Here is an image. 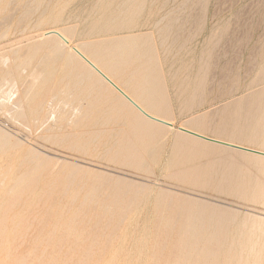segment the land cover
Returning <instances> with one entry per match:
<instances>
[{
    "label": "rangeland",
    "instance_id": "obj_1",
    "mask_svg": "<svg viewBox=\"0 0 264 264\" xmlns=\"http://www.w3.org/2000/svg\"><path fill=\"white\" fill-rule=\"evenodd\" d=\"M1 23L0 264H264V158L179 129L264 152V0H0ZM55 30L88 57L97 52L106 73L174 126L150 122L97 94L70 48L48 33ZM78 78L85 83L75 87ZM39 103L41 109L32 108ZM91 169L100 177L145 185L149 198L123 221L107 207L96 217V199L104 195L95 197L88 191L92 185L79 181ZM166 193L239 214L219 241L206 242L203 231H191L193 238L175 245L179 231L154 223L155 207L171 203L154 197ZM97 218H114L120 227L87 229ZM199 237V243L190 242Z\"/></svg>",
    "mask_w": 264,
    "mask_h": 264
},
{
    "label": "bare ground",
    "instance_id": "obj_2",
    "mask_svg": "<svg viewBox=\"0 0 264 264\" xmlns=\"http://www.w3.org/2000/svg\"><path fill=\"white\" fill-rule=\"evenodd\" d=\"M39 7V6H38ZM39 10V9H38ZM31 11V10H30ZM29 11V12H30ZM35 11H37V10H35ZM26 13V12H25ZM36 13V12H35ZM29 14V13H28ZM27 14H25V16H26ZM35 15V14H34ZM40 15H42V14H40ZM25 16H23V17H25ZM28 16V15H27ZM2 20V19H1ZM22 20H23V18H22ZM27 20V19H26ZM6 21V20H5ZM22 22V21H21ZM7 23V22H6ZM4 25V24H3ZM0 26H2V23H1V25ZM1 28V27H0ZM26 29V28H25ZM94 29V28H93ZM48 33H50V34H52L53 36H55V39L57 38L58 40H60V42H62V44L64 45V46H67L68 48H70V50H71V57L75 60V62H77L78 63V66L81 68V70L84 72V74L90 79H92L93 81H94V83L92 84V88L94 89V91L97 93V94H100V95H102L103 94V96H110L109 98L110 99H112V100H114L113 102H118L121 106H124V107H126L127 109H129V110H131L130 108H132L133 109V111L134 112H137L140 116H142V118H146L147 120H149L150 122H155V121H153V120H151V119H149L148 117H146L144 114H142V112H140V110H138L124 95H126L127 97H129L134 103H136V105H138L146 114H148L149 116H151V117H154V118H158V119H160V120H163V121H165V122H167V123H169L171 126H174V124L172 123V122H170V121H167V120H165V119H163V118H161V117H159L158 116V114H157V112H155L154 111V109H152V106L151 105H147V103H143V102H141V101H138V100H136L135 98H134V96H132L131 94H129L128 92H126L127 90H124L120 85H119V83H118V81H115L111 76H110V74H108V73H106L98 64H101V65H104L105 63H106V61L103 59V58H101L100 57V55L97 53V52H92L91 51V56H87L86 54H84V52L81 50V49H79L78 47H76V46H73V44H72V42L68 39V38H66L61 32H59V31H51V32H48ZM52 36V37H53ZM14 44V43H13ZM63 45H61V46H63ZM87 47V46H86ZM88 48V47H87ZM120 51V50H119ZM70 52V51H69ZM106 52V51H105ZM15 52H13V54H14ZM67 54H69V53H67ZM139 55V54H138ZM69 56V55H68ZM15 57V56H14ZM70 57V56H69ZM13 58V57H12ZM71 58V59H72ZM18 59V58H17ZM16 58H15V60H17ZM70 59V58H69ZM12 60V59H11ZM13 61V60H12ZM29 62V61H28ZM14 63V62H13ZM12 64V63H11ZM0 66H1V63H0ZM70 66V65H69ZM11 67V66H10ZM38 67V66H37ZM2 69H3V67H1ZM25 68V67H24ZM72 68V67H71ZM70 68V69H71ZM5 69V68H4ZM19 69V68H18ZM17 69V70H18ZM70 69H68V70H70ZM7 70V69H6ZM16 71V70H15ZM42 71V70H41ZM71 71V70H70ZM111 71V73L113 74V75H115V71L114 70H110ZM0 72H2V71H0ZM147 72V71H146ZM4 73V72H3ZM3 73H1V76H2V74ZM15 73V72H14ZM143 73V72H142ZM118 74V73H117ZM5 75V74H4ZM13 75V74H12ZM69 75H70V73H69ZM0 76V77H1ZM3 77V76H2ZM114 77V76H113ZM4 78V77H3ZM3 78H2V80H3ZM9 78H10V76H9ZM79 79V81H78V83H75L74 85H75V87H78V86H81V85H83L84 83H85V80L84 79H82V78H78ZM1 80V81H2ZM7 80V79H6ZM5 80V81H6ZM91 81V80H90ZM146 81V80H145ZM29 82V81H28ZM27 82V83H28ZM25 83V82H24ZM112 84H114L119 90H117ZM127 86H128V84H127ZM21 87V86H20ZM74 87V88H75ZM27 89V88H26ZM49 90H50V88H49ZM53 90V89H52ZM91 90V89H90ZM22 91V90H21ZM24 91V90H23ZM22 91V92H23ZM59 91V90H58ZM58 91H56V92H58ZM63 91V90H62ZM61 91V92H62ZM29 93V92H28ZM27 93V94H28ZM46 93V92H45ZM52 93V92H51ZM59 93V92H58ZM22 94V93H21ZM65 94H67V93H65ZM26 95V94H25ZM40 95V94H39ZM41 95H42V93H41ZM50 95V94H49ZM52 95V94H51ZM57 95H60V94H57ZM62 95V94H61ZM45 96H46V94H45ZM68 96V95H67ZM22 97V96H21ZM27 97V96H26ZM39 97V96H38ZM41 97V96H40ZM54 97H56L55 95H54ZM62 97V96H61ZM23 98V97H22ZM37 98V97H36ZM43 98H47V97H44L43 96ZM43 98H41V99H43ZM58 98H59V96H58ZM57 98V99H58ZM67 97H65V99H66ZM30 99V98H29ZM18 100H19V98H18ZM60 100V99H59ZM61 100H62V98H61ZM64 100V99H63ZM75 100V99H74ZM111 100V101H112ZM116 100V101H115ZM16 100H14V102H15ZM110 101V100H109ZM13 102V103H14ZM43 102V101H42ZM113 102H112V104H113ZM21 103V102H20ZM24 103V102H23ZM49 104V103H48ZM64 104V103H63ZM110 104V103H109ZM22 104H20V106H21ZM33 105V104H32ZM44 105H45V103H44ZM111 105V104H110ZM145 105V106H144ZM113 106V105H112ZM12 107V106H11ZM31 107V106H30ZM38 108V107H40V109H41V106H40V103L39 104H37V105H35V106H32V108L33 109H35V108ZM128 107H130V108H128ZM14 108V107H13ZM19 108L21 109V107H18V110H19ZM39 109V108H38ZM44 109V108H43ZM18 110L16 109V111H17V113H18ZM45 110V109H44ZM102 110V109H101ZM21 111V110H20ZM40 111V110H39ZM55 111V110H54ZM23 112V111H22ZM31 112V111H30ZM42 112V111H41ZM51 112V111H50ZM16 112H14V114H15ZM19 113H21V112H19ZM27 113H28V111H27ZM36 114H37V112H35ZM32 114V113H31ZM35 114V115H36ZM42 114V113H41ZM22 115H24V114H22ZM22 115H20V117H22V118H25V116L23 117ZM43 115V114H42ZM45 115H46V113H45ZM49 115V114H48ZM137 115V114H136ZM67 116V115H66ZM30 117V116H29ZM37 117V116H36ZM49 118H46V120H48ZM12 120V119H11ZM43 120V118L41 119V121ZM65 120V119H64ZM16 121V120H15ZM148 121V122H149ZM43 122V121H42ZM41 122V123H42ZM38 124H39V122H37ZM45 123V122H44ZM155 123H157V122H155ZM90 124V123H89ZM151 124H154V123H151ZM158 124H160V123H158ZM41 125V124H40ZM39 125V126H40ZM85 125V124H84ZM84 125H82V126H84ZM97 125V124H96ZM160 125H162V126H166V125H163V124H160ZM81 126V127H82ZM88 126V125H87ZM90 126V125H89ZM88 126V127H89ZM120 126V125H119ZM159 126V125H158ZM79 127V126H78ZM86 127V126H85ZM168 127H170V126H168ZM38 128V127H37ZM61 128V127H60ZM59 128V129H60ZM90 128H92V127H90ZM58 129V130H59ZM63 129V128H62ZM78 129H80V128H78ZM78 129H76V130H78ZM93 129V128H92ZM179 129H185V128H182V127H180ZM75 130V131H76ZM84 130V129H83ZM93 130H95V128L93 129ZM122 130V129H121ZM185 130H188V129H185ZM85 131V130H84ZM188 131H190V130H188ZM64 132V131H63ZM78 132V131H77ZM88 132V131H87ZM190 132H192V131H190ZM71 133V132H70ZM85 133V132H84ZM89 133V132H88ZM90 133H91V131H90ZM89 133V134H90ZM97 135L98 134H100L101 133V131H97V132H95ZM183 134H184V132H182ZM193 133H196V132H193ZM72 134V133H71ZM186 135L188 134V133H185ZM196 134H198V133H196ZM67 135V134H66ZM189 135V134H188ZM199 135H202V134H199ZM77 136V135H76ZM191 136V135H190ZM202 136H204V135H202ZM62 137V136H61ZM71 137V136H70ZM75 137V136H74ZM193 138H194V136H192ZM206 137V136H205ZM67 138V137H66ZM195 138H197V137H195ZM72 139H74V138H72ZM83 139V138H82ZM199 140H203V139H200V138H198ZM87 141V140H86ZM94 141V140H93ZM204 141V140H203ZM79 142V141H78ZM106 144V143H105ZM116 144V143H115ZM114 146V145H113ZM104 148V147H103ZM229 148V147H228ZM113 149V148H112ZM110 151V150H109ZM107 154H108V152H107ZM106 156V155H105ZM256 156V155H255ZM258 157V156H257ZM259 158H262V157H259ZM119 163V162H118ZM127 163V162H126ZM66 166V165H65ZM70 166V165H69ZM78 167H80V166H78ZM66 168V167H65ZM68 168V167H67ZM71 168V167H70ZM70 168H68V169H70ZM73 168H75L76 169V167H74L73 166ZM72 168V169H73ZM81 168V167H80ZM84 168V167H83ZM82 168V169H83ZM87 169V168H86ZM89 169V168H88ZM61 170V169H60ZM67 170V169H66ZM74 170V169H73ZM71 171V172H73V174H75V170L74 171ZM77 170V169H76ZM52 171V170H51ZM50 171V172H51ZM70 171H69V173H70ZM58 172V171H57ZM96 172V171H95ZM62 173V172H61ZM63 173H65L64 171H63ZM78 173H80V172H78ZM82 173V172H81ZM188 173V172H187ZM49 174V173H48ZM83 175L85 174H87V176H86V178H83V179H81L80 178V184L81 185H83V186H88V188H89V186L90 185H92V187H91V189H89L88 191L89 192H92V194H94V192H95V197H96V195L98 194V196H99V194H101V195H104L103 196V199H101V200H98L97 201V199H100V198H97L96 199V208L97 209H94V213H95V215L96 214H99V212H100V210H101V207L103 208V207H107L108 209L109 208H112L113 209V215H111L110 213V215L111 216H114V217H116V219L119 217H122L123 215L124 216H126L125 214L126 213H129L130 211H132V210H134V209H137V207H141L142 206V204H143V202H144V204L146 203V200L149 198L148 197V194H149V192L148 191H144L145 189H146V186L145 185H142V184H139V183H136V182H133V183H124V181H121V180H114L113 178L112 179H110V178H107V177H100V176H98V175H96L95 173H94V171H92V169L91 170H83V173H82ZM97 174H100L99 172L97 173ZM189 174V173H188ZM50 175V174H49ZM49 175H48V177H49ZM53 175V174H52ZM51 175V176H52ZM65 175V174H64ZM66 175H68V174H66ZM78 175V174H77ZM83 175H81V176H83ZM89 175H90V177H89ZM94 177H93V176ZM101 175H102V173H101ZM105 175V174H104ZM54 176V175H53ZM63 176V175H62ZM72 176V175H71ZM74 176V175H73ZM80 176V177H81ZM93 178H92V177ZM95 176H98V178H96ZM69 176H67V178H68ZM74 177H76V175L74 176ZM100 177V178H99ZM109 177V176H108ZM49 178H51V177H49ZM53 178V177H52ZM68 179H70V178H68ZM67 179V181H69L70 182V180L72 179V177H71V179L70 180H68ZM75 179L77 180V177L76 178H73L72 180H74L75 181ZM78 179H79V177H78ZM117 179V178H116ZM61 180H62V178H61ZM65 180V181H64ZM63 181L66 183L67 181H66V179H64ZM55 181V180H54ZM53 181V182H54ZM178 181V180H177ZM17 182H19V181H17ZM55 182H57V181H55ZM54 182V183H55ZM69 182L67 183V184H69ZM72 182V181H71ZM15 183V182H14ZM30 183H31V181H30ZM29 182L27 183L26 182V184L27 185H29L28 187L30 188V186H31V184H30ZM35 183V182H34ZM33 182H32V184H34ZM58 183H60V182H58ZM114 183H116V185L119 187L120 186V188H118V189H116V190H112V189H110L111 188V184H114ZM186 183H188V184H190V185H194L193 183H191V182H186ZM19 184V183H18ZM17 184V185H18ZM71 184H73V183H71ZM96 184H98L99 185V187L97 186L96 187ZM24 185H25V183H24ZM50 185H51V183H50ZM63 185H65V184H63ZM63 185H62V187L61 188H64L63 187ZM187 185V184H186ZM8 186H10V187H12V185H8ZM14 186H16V185H14ZM34 186V185H33ZM68 186V185H67ZM82 186V187H83ZM95 186V187H94ZM107 186V187H106ZM110 188H109V187ZM114 186V188L116 187L115 185H113ZM187 186H189V185H187ZM25 187V189H26V187L27 186H24ZM24 187H22V188H24ZM32 187V186H31ZM36 187V186H35ZM54 187V186H53ZM57 187V186H56ZM193 187H195V186H193ZM15 188V187H14ZM65 188H66V185H65ZM68 188H70V187H68ZM68 188H67V190H68ZM113 188V189H114ZM190 188H192V187H190ZM0 189H3V187H2V185H0ZM81 189H83V188H81ZM148 189V188H147ZM146 189V190H147ZM197 188L195 187V190H196ZM66 190V191H67ZM53 191V190H52ZM63 191H65V190H63ZM87 191V190H86ZM87 191V192H88ZM54 192V191H53ZM52 192V193H53ZM84 192H85V190H84ZM88 192V193H89ZM142 192H145V193H142ZM62 193V195H63V193L64 192H61ZM68 193V192H67ZM88 193L87 194H85V195H88ZM160 193V192H159ZM54 194V193H53ZM78 194V193H77ZM92 194H91V197H92ZM71 195V194H70ZM89 195H90V193H89ZM88 195V196H89ZM100 195V196H101ZM57 196V195H56ZM72 196H73V194H72ZM72 196H70V197H72ZM88 196L86 197V198H88ZM50 197H52V196H50ZM64 197V196H63ZM74 197V196H73ZM72 197V198H73ZM16 198V197H15ZM71 198V200H73L72 202H74V200L76 199H72ZM156 200H160V199H166V200H168V201H170L171 203H170V205L168 204L167 205V209H163V210H161V209H157L156 207H155V209L153 210L154 211V213H155V215L156 216H158L159 218H158V221L157 222H154L156 225L155 226H157V227H161V229L163 228V230H165L166 232L168 231V232H172L173 233V231H179V232H181L180 234H179V232H177L178 234H177V236H175V237H177V238H175V240L174 241H171V243L172 244H175V245H178L179 243H182V241H184L185 239H187V238H190V237H194V235H196V234H191L190 232L191 231H203L204 232V234L203 235H201V236H204L205 237V241L206 242H213V241H219V240H221V238H222V236L225 234V233H227L228 232V230L230 229V225H234V223L236 222V221H234V220H236V217L238 216V211H235V210H230V209H225V208H222L221 206H219V205H215V204H212V203H209V202H205V201H202V200H200V199H197V198H194V197H189V196H183L182 197V195L180 196L179 194H177V193H173V194H170V193H166V194H160V195H158L157 196V194H156V197H154ZM17 199V198H16ZM50 199V198H49ZM67 199H69V197L67 198ZM0 200H1V198H0ZM81 200V199H80ZM86 200H90V199H86ZM86 200H85V202H86ZM165 200V201H166ZM61 201H63L64 202V200H61ZM68 201V200H67ZM82 201H83V199H82ZM93 201H94V197H93ZM16 202H17V200H16ZM15 202V203H16ZM66 202V201H65ZM78 202V201H77ZM76 202V203H77ZM81 202V201H80ZM79 202V203H80ZM85 202L83 201V203L85 204ZM88 202V201H87ZM95 202V201H94ZM94 202H92L91 201V203H93L94 204ZM156 202V201H155ZM1 203V202H0ZM10 203H11V201H10ZM40 203V202H39ZM68 203V202H67ZM82 203V205H84ZM44 204V203H43ZM45 204H47V203H45ZM69 204V203H68ZM74 204V203H73ZM115 204H119V205H116L115 206ZM155 204V203H154ZM37 205H39V204H37ZM81 205V206H82ZM92 205V204H91ZM43 206V205H42ZM41 206V207H42ZM71 206H75V205H71ZM78 206V205H77ZM85 206V205H84ZM84 206H82V208L80 207V204H79V207L81 208V209H83V207ZM86 206L88 207L89 205H87V203H86ZM93 206V208L95 207L94 205H92ZM6 207H7V205H6ZM10 207H11V205H10ZM37 207V206H36ZM76 207V206H75ZM90 207V206H89ZM165 207V206H164ZM30 208V207H29ZM49 208V207H48ZM57 208V207H56ZM69 208H70V206H69ZM68 208V212H69V209ZM72 208V207H71ZM78 208V207H77ZM79 208V209H80ZM7 209V208H6ZM74 209V208H73ZM80 209V210H81ZM108 209H106V208H104V210L106 211V210H108ZM8 210V209H7ZM11 210H12V208H11ZM75 210H77V209H75ZM84 210V209H83ZM90 210H91V208H90ZM103 210V211H104ZM2 211H4V209L2 210ZM42 211H44V209L42 210ZM48 211V210H47ZM47 211H46V213H47ZM56 211V210H55ZM55 211H53V212H55ZM62 211V210H61ZM66 211V210H65ZM72 211V210H71ZM92 211V210H91ZM110 211H112V210H110ZM35 212V211H34ZM59 212H60V210H59ZM64 212V209H63V211H62V213ZM80 212V211H79ZM82 212V211H81ZM80 212V213H81ZM84 212V211H83ZM98 212V213H97ZM102 212V211H101ZM33 213V212H32ZM41 213V212H40ZM75 213V212H74ZM77 213H78V210H77ZM92 213V212H91ZM131 213V212H130ZM60 215H62L61 214V212L59 213ZM72 214V213H71ZM25 215V214H24ZM33 215V214H32ZM31 215V216H32ZM39 215V214H38ZM46 215V214H45ZM55 215V214H54ZM53 215V216H54ZM67 214H65V216H66ZM72 215H75V214H72ZM78 215H80V214H78ZM83 215V214H82ZM94 214H92L91 215V217L93 216ZM4 216H5V214H4ZM18 216V215H17ZM58 216V215H57ZM88 216H90L89 214H88ZM87 216V217H88ZM44 217V216H43ZM70 217H72V216H70ZM78 217V216H77ZM96 217H97V215H96ZM104 217V216H103ZM109 217V216H108ZM6 218V217H5ZM15 218V217H14ZM24 218V217H23ZM37 218V217H36ZM59 218V217H58ZM67 218H69V217H67ZM85 217H83L82 219H84ZM90 218V217H89ZM123 218V217H122ZM157 218V217H156ZM12 218H10V220H11ZM41 219H43V218H41ZM73 219V218H72ZM78 219V218H77ZM76 219V220H77ZM80 219V218H79ZM86 219V218H85ZM94 219H95V217H94ZM93 219V220H94ZM98 219V218H97ZM113 219V220H112ZM110 218V219H105V218H103V219H98V220H95L93 223H92V221H90L89 219V222H91L92 223V225H90V226H88L87 227V229L88 228H91V229H97V227L99 228V227H103V228H112V227H115L117 230H118V228L117 227H120V225H118V226H116L115 224H114V218ZM115 219V220H116ZM124 219V218H123ZM125 219H126V217H125ZM238 219V218H237ZM240 219V218H239ZM1 220H2V218H1ZM7 220V219H6ZM16 220V219H15ZM34 220H35V217H34ZM62 220H64V219H62ZM87 220V219H86ZM86 220H85V222H86ZM118 220V219H117ZM120 220H121V218H120ZM244 220H245V218H244ZM243 220V222L245 223L246 222V220L244 221ZM26 221V220H25ZM24 221V222H25ZM69 222H70V224H71V220H68ZM67 221V222H68ZM73 221H75V219L73 220ZM121 221H123V220H121ZM248 221V220H247ZM22 222V221H21ZM28 222V221H27ZM81 222V224H82V221H80ZM84 222V221H83ZM240 222V221H239ZM12 223V222H11ZM42 223V222H41ZM58 223H59V221H58ZM58 223H56V224H58ZM61 223V222H60ZM116 223V222H115ZM120 223V222H119ZM122 223V222H121ZM242 223V222H241ZM244 223H242V224H244ZM1 224V223H0ZM24 224V223H23ZM22 224V225H23ZM43 224V223H42ZM55 224V225H56ZM83 224H86V223H83ZM82 224V225H83ZM15 225V224H14ZM18 225H21V224H18ZM26 225H27V223H26ZM40 225V224H39ZM38 225V226H39ZM54 225V226H55ZM64 225V224H63ZM66 225V224H65ZM69 225V224H68ZM72 225V224H71ZM76 225V224H75ZM78 225V224H77ZM88 225V224H87ZM17 226V225H16ZM57 226H59V225H57ZM61 226V225H60ZM79 226H81L80 224H79ZM14 227V226H13ZM18 227V226H17ZM17 227H14V228H17ZM47 227V226H46ZM68 227V226H67ZM69 227H70V225H69ZM75 228H76V226H74ZM84 228H86V225H84L83 226ZM23 228V227H22ZM30 228V227H29ZM60 228V227H59ZM64 228H66V227H64ZM74 228V229H75ZM82 228V227H81ZM243 228V227H242ZM254 228V227H253ZM252 228V229H253ZM3 229V228H2ZM24 229V228H23ZM31 229V228H30ZM29 229V230H30ZM38 229V228H37ZM43 229H44V227H43ZM53 229H57V228H53ZM61 229V228H60ZM105 229V230H106ZM26 230V229H25ZM28 230V231H29ZM78 230H80L79 229V227H78ZM98 230V229H97ZM101 229H99V232H100V234H101V231H100ZM116 230V231H117ZM159 230H160V228H159ZM242 230H244V229H242ZM242 230H237V232L241 235H244L246 232H244V231H242ZM34 231V230H33ZM41 231V230H40ZM54 231V230H53ZM65 231V230H64ZM83 231H84V229H83ZM82 231V232H83ZM91 231V230H90ZM93 231V230H92ZM104 231V230H103ZM164 231V232H165ZM253 231V230H252ZM57 232V231H56ZM63 232V231H62ZM66 232V231H65ZM95 232V231H94ZM259 232V231H258ZM25 233V232H24ZM39 233V232H38ZM37 233V234H38ZM45 233V232H44ZM52 233V232H51ZM55 233V232H54ZM73 233H74V230H73ZM75 233H76V231H75ZM87 233V232H86ZM89 233H91V232H89ZM96 233V232H95ZM103 233V232H102ZM175 233V232H174ZM200 233V232H199ZM230 233V232H229ZM23 234V233H22ZM27 234V233H26ZM50 234V233H49ZM63 234H65V233H63ZM88 234V233H87ZM93 234V233H92ZM99 234V233H98ZM106 234V233H105ZM232 234V233H231ZM230 234V235H231ZM248 235H251V236H253L252 234V232L250 231V232H248L247 233ZM54 235V234H53ZM58 235V234H57ZM67 235V234H66ZM65 235V237H67ZM76 235H77V233H76ZM80 235V234H79ZM85 235V234H84ZM83 234H82V236H84ZM89 235V234H88ZM111 235V234H110ZM110 235H109V237H110ZM157 235V234H156ZM163 235V234H162ZM199 235V234H198ZM241 235V236H242ZM32 236V235H31ZM40 236V235H39ZM39 236H38V238L37 239H39ZM44 236V235H43ZM50 236V235H49ZM48 236V237H49ZM61 236V235H60ZM75 236V235H74ZM95 237H97L96 235H94ZM111 236H113V235H111ZM164 236V235H163ZM238 236V235H237ZM26 237V236H25ZM24 237V238H25ZM35 237H37V236H35ZM41 237V236H40ZM47 237V236H46ZM53 237V236H52ZM59 237V236H58ZM63 237V236H62ZM78 236H76V238H77ZM85 237V236H84ZM87 237V236H86ZM101 237V236H100ZM103 237V236H102ZM101 237V238H102ZM114 237V236H113ZM21 238H23V237H21ZM20 238V239H21ZM31 238V237H30ZM54 238V237H53ZM70 238V237H69ZM74 238V237H73ZM91 238V237H90ZM157 238V237H156ZM163 238V237H162ZM36 239V240H37ZM44 239H47V238H44ZM44 239H42V241L44 240ZM60 239V238H59ZM87 239H88V237H87ZM97 239V238H96ZM96 239H94V240H96ZM106 239V238H105ZM107 239H109V238H107ZM160 239V238H159ZM165 239H167V238H164L163 240H165ZM233 239V238H232ZM34 240V239H33ZM33 240H32V242H33ZM53 240H55V239H53ZM64 240V239H63ZM67 240V239H66ZM69 240V239H68ZM76 240V239H75ZM80 240V239H79ZM90 240V239H89ZM99 240V239H98ZM202 240H203V238H202ZM46 241V240H45ZM47 241H48V239H47ZM56 241V240H55ZM58 241V240H57ZM61 241V240H60ZM77 241H78V238H77ZM77 241L75 242V244L77 243ZM92 241V240H91ZM97 241V240H96ZM102 241V240H101ZM100 241V242H101ZM161 241V240H160ZM191 241H193V243H199L200 241H201V238L199 237V239L198 240H196L195 241V239H192V240H190V242ZM36 242V241H35ZM50 242H53V241H50ZM79 243H81L80 241H78ZM93 242V241H92ZM95 242V241H94ZM99 242V241H98ZM158 242H159V240H158ZM157 242V243H158ZM166 242V241H165ZM203 242V241H202ZM48 243V242H47ZM54 243V242H53ZM79 243H77V244H79ZM169 243V242H168ZM226 243V242H225ZM40 244V243H39ZM38 244V245H39ZM43 244V243H42ZM46 244V243H45ZM49 245H50V243H48ZM62 244V243H61ZM60 244V245H61ZM67 244H68V241H67ZM88 244H91V243H88ZM171 244V245H172ZM188 244V243H187ZM52 245V244H51ZM50 245V246H51ZM54 245V244H53ZM57 245V244H56ZM55 245V246H56ZM59 245V246H60ZM65 245V244H64ZM82 245V244H81ZM87 245V244H86ZM95 245V244H94ZM158 245V244H157ZM170 245V246H171ZM43 246V245H42ZM62 246V245H61ZM73 246H74V244H73ZM91 246V245H90ZM39 247V246H38ZM47 248L49 247V246H46ZM52 247V246H51ZM63 247V246H62ZM67 247V246H66ZM99 247V245L97 246V248ZM155 247H157V246H155ZM161 247V246H160ZM240 247V246H239ZM40 248H41V246H40ZM43 248V247H42ZM75 248V247H74ZM79 248V246L77 247V249ZM83 248V247H82ZM82 248H80V249H82ZM84 248H86V247H84ZM87 248H89V247H87ZM92 248V247H91ZM162 248V247H161ZM177 248V247H176ZM179 248V247H178ZM65 249V248H64ZM93 249H95L94 247H93ZM92 249V250H93ZM99 249V248H98ZM61 250V249H60ZM79 250V249H78ZM84 250V249H83ZM90 250V249H89ZM88 250V251H89ZM100 250H102V249H100ZM157 250V249H156ZM44 251L46 252V250L44 249ZM33 252V251H32ZM35 252V251H34ZM45 252H42V255H44L43 253H45ZM85 252V251H84ZM91 252V251H90ZM180 252V251H179ZM57 253V252H56ZM55 253V254H56ZM73 253V252H72ZM75 253H77V252H75ZM74 253V254H75ZM10 254V253H9ZM37 254V253H36ZM67 254V253H66ZM66 254H64V256L66 255ZM74 254H72V255H74ZM81 254H82V252H81ZM114 254V253H113ZM175 254V253H174ZM39 255V254H38ZM85 255V254H84ZM88 255V254H87ZM87 255H85V256H87ZM97 255V254H96ZM96 255H94L95 257H96ZM101 255V254H100ZM103 255H105V254H103ZM173 255V254H172ZM34 256V255H33ZM92 256V255H91ZM90 256V257H91ZM112 256V255H111ZM183 256V255H182ZM181 255H177V256H175V255H173L172 257L174 258V259H178V258H180V257H182ZM204 256H207V255H202V257H204ZM14 257H16V256H14ZM25 257V256H24ZM28 257V256H27ZM57 256H55V258H56ZM71 257V256H70ZM97 257H98V255H97ZM102 257V256H101ZM171 257V256H170ZM13 258V257H12ZM20 258H22V257H20ZM19 258V259H20ZM65 258V257H64ZM91 258H93V256L91 257ZM99 258V257H98ZM23 259V258H22ZM87 259V258H86ZM85 259V260H86ZM168 259V258H167ZM17 261H18V259H16ZM91 260V259H90ZM179 260V259H178ZM204 260V259H203ZM16 261V262H17ZM86 261H88V260H86ZM177 261V260H176ZM23 262V261H22ZM64 262H65V260H64ZM88 262H90V261H88ZM152 262H153V260H152ZM15 263V262H14ZM66 263V262H65ZM82 263V262H81ZM83 263H86L85 261L83 262ZM98 263V262H97ZM172 263V262H171ZM173 263H175L174 261H173ZM67 264V263H66ZM88 264V263H87ZM154 264V263H153ZM177 264V263H176Z\"/></svg>",
    "mask_w": 264,
    "mask_h": 264
},
{
    "label": "water",
    "instance_id": "obj_3",
    "mask_svg": "<svg viewBox=\"0 0 264 264\" xmlns=\"http://www.w3.org/2000/svg\"><path fill=\"white\" fill-rule=\"evenodd\" d=\"M117 90H119L114 84H112ZM120 91V90H119ZM121 92V91H120ZM122 93V92H121ZM123 94V93H122ZM138 110H140V112H142V114H144L146 117H148L149 119L157 122V123H160V124H163V125H166V126H171L169 123L163 121V120H160L158 118H154V117H151L149 116L148 114H146L138 105H136V103H134L129 97H127L126 95H124ZM180 131L184 132V133H188L189 135H192L194 137H197V138H200V139H203L204 141H207V142H211V143H214V144H218V145H221V146H226V147H229V148H232V149H235V150H239V151H242V152H246V153H250V154H253V155H256L258 157H262L264 158V152H260V151H256V150H252V149H248V148H244V147H241V146H237V145H234V144H229V143H225V142H221V141H218V140H215V139H211V138H208V137H205V136H202V135H199V134H196V133H193V132H190L188 130H185V129H180Z\"/></svg>",
    "mask_w": 264,
    "mask_h": 264
}]
</instances>
